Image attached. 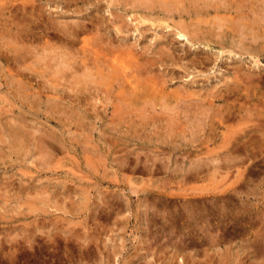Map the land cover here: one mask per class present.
<instances>
[{
	"label": "rangeland",
	"instance_id": "1",
	"mask_svg": "<svg viewBox=\"0 0 264 264\" xmlns=\"http://www.w3.org/2000/svg\"><path fill=\"white\" fill-rule=\"evenodd\" d=\"M71 1L0 0V264H264V0Z\"/></svg>",
	"mask_w": 264,
	"mask_h": 264
},
{
	"label": "bare ground",
	"instance_id": "2",
	"mask_svg": "<svg viewBox=\"0 0 264 264\" xmlns=\"http://www.w3.org/2000/svg\"><path fill=\"white\" fill-rule=\"evenodd\" d=\"M36 1H37V0H36ZM38 1H39V0H38ZM70 1H71V0H70ZM74 1H76V0H74ZM71 2H72V1H71ZM113 2L119 3V0H114V1L112 0V3H113ZM150 7H151V6H150ZM145 8H149V7H145ZM151 8H155V6H153V7H151ZM151 8H150V9H146V10L150 12V11L153 10V9H151ZM211 12H213V13L216 14V13L218 12V9H217V8H214V9H202L201 11H199V13H198L196 16H198V17H199V16H207V15H209V13H211ZM178 16H180V15H178ZM38 18H39V17H38ZM40 21H41V20H40ZM90 21H91V20H90ZM90 21H89V22H90ZM30 22H31V21H30ZM75 23H77V22H75ZM78 23H79V22H78ZM78 23H77V24H78ZM80 23H81V22H80ZM54 24H55V23H54ZM57 24H58V23H57ZM81 24H83V22H82ZM94 24H95V23H94ZM96 24H97V23H96ZM84 25H85V24H83L82 27H84ZM74 26H75V25H74ZM86 26H87V25H86ZM93 26H94V25H93ZM99 26H100V25H98L97 27H99ZM179 26H180V25H179ZM199 26H200V25H199ZM199 26H198V24H196V25H194V27H193V29H192V38L195 39V40H199V38H200L199 36H200L201 31H200V27H199ZM219 26H220V25H219ZM45 27H46V26H45ZM54 27H56V26H54ZM77 27H78V26H76V29H77ZM80 27H81V25H80ZM89 27H90V26H89ZM91 27H92V26H91ZM95 27H96V26H95ZM166 27H167V26H166ZM188 27H190V26H188ZM85 28H86V30H87L88 27H85ZM180 28H183V27L180 26ZM180 28H179V29H180ZM185 28H186V27H185ZM190 28H192V27H190ZM190 28H189V29H190ZM218 28H219V27H218ZM52 29H53V28H52ZM73 29H74V28H73ZM73 29H72V30H73ZM111 29H112V28H111ZM79 30H80V29H79ZM83 30H84V29H83ZM88 30H89V29H88ZM98 30L100 31L99 28H98ZM101 30H102V29H101ZM118 30H119V29H115V32L117 33V32L120 31V30H119V31H118ZM17 31H18V30H17ZM21 31H22V30H21ZM76 31H77V30H76ZM76 31H75V33H76ZM80 31H81V30H80ZM180 31H181V29H180ZM180 31H179L176 35L178 36V38H180L181 40H183V38H184L186 35H185V34H182L183 31H181V32H180ZM81 32H82V31H81ZM92 32H93V31H92ZM187 32H188V31H187ZM78 33H79V32H78ZM78 33H77V34H78ZM95 33H96V32H95ZM97 33H99V32H97ZM103 33L105 34V32H103ZM184 33H185V32H184ZM189 33H190V31H189ZM104 34L101 33L99 36L97 35V36L99 37V38L97 37V38H98L97 40L94 39V40L96 41V42L94 41L95 44H96L95 47H94V49H95V51H97V52H98V50H101L100 52H103L101 47H102V44L105 43V42H104L105 39L103 40L101 37L104 36ZM107 34H108V33H107ZM204 34H205V33H204ZM219 35H220V34H219ZM18 36H19V35H18ZM107 36H108V35H107ZM204 36H205V35H204ZM16 37H17V34H16ZM217 37H218V36H217ZM75 38H76V37H75ZM103 38H104V37H103ZM190 38H191V37H190ZM192 38H191V40H192ZM218 38H219V37H218ZM15 39H16V38H15ZM108 39H109V37H108ZM108 39H106L107 41H109V42L106 41V43H107V44L105 43L106 45H109L108 43H110V39H109V40H108ZM184 39H185V38H184ZM51 40H52V39H51ZM67 40H68V39H67ZM101 40H103V41H102L103 43L101 42ZM186 40H187V39H186ZM195 40H193V41H195ZM158 41H159V40H158ZM18 42H19V41H18ZM76 42H77V41H76ZM92 42H93V41H92ZM92 42H91V45H92ZM75 44H76V43H75ZM105 44H103V45H104L103 47H105V48H103V49H106V50H104L105 52H109L110 49H109L107 46H105ZM5 45H6V44H5ZM14 45H15V44H14ZM88 45H89V43H88ZM91 45H90V46H91ZM3 46H4V45H3ZM84 46H85V45H84ZM92 46H94V45H92ZM16 47H17V45H16ZM19 47H20V49H18V50H16V48L14 49V50H16V53H17L19 50H21V47H22V46H19ZM86 47H87V43H86ZM86 47H85V48H86ZM22 48H23V47H22ZM43 48H45V47H43ZM87 48H88V47H87ZM87 48H86V49H87ZM90 48L92 49V47H90ZM110 48H111V47H110ZM115 48H116V47H115ZM118 48H119V47H118ZM24 49H25V48H24ZM38 49H39V48H38ZM86 49H85V50H86ZM111 49L114 50L113 47H112ZM127 49H128V48H126V51H127ZM11 50H12V48H11ZM14 50H13V51H14ZM22 50H23V49H22ZM79 50H80V49H79ZM117 50H118V49H117ZM124 50H125V48H124ZM158 50H159V49H158ZM8 51H9V50H8ZM8 51H7V52H8ZM13 51H12V53L15 54ZM23 51H24V50H23ZM76 51H77V50H76ZM95 51H94V52H95ZM21 52H22V51H21ZM24 52H30V51L28 50V51H24ZM31 52H32V51H31ZM31 52H30V53H31ZM34 52H35V51H34ZM34 52H33V53H34ZM43 52H44V51H43ZM79 52H80V51H79ZM83 52H84V51H83ZM89 52H90V49H89ZM89 52H88V53H89ZM100 52H99V53H100ZM110 52H111V51H110ZM114 52H117V51L115 50ZM45 53H46V52H44V54H45ZM75 53H76V52H75ZM88 53H87V54H88ZM90 53H91V52H90ZM123 53H124V52H123ZM123 53H121L122 56H124ZM125 53H127V52H125ZM129 53H130V52H129ZM129 53H128V55H129ZM13 54H12V55H13ZM22 54H23V53H22ZM22 54H21V55H22ZM24 54H25V53H24ZM44 54H43V55H44ZM85 54H86V52H85ZM95 54H97V53H95ZM111 54H112V53H111ZM119 54H120V51H119ZM133 54H134V53H133ZM16 55H17V54H16ZM16 55H15V56H16ZM27 55H28V54H25V58H27V57H26ZM32 55H33V54H32ZM45 55H46V54H45ZM55 55H56V54H55ZM83 55H84V54H82V56H83ZM108 55H110V54H108ZM15 56H14V57H15ZM17 56H18V55H17ZM22 56H23V55H22ZM36 56H37V53H36ZM53 56H54V54H53ZM95 56H96V55H95ZM116 56H117V55H116ZM116 56H115V57H116ZM120 56H121V55H120ZM120 56H119V58H120ZM131 56H132V54H131ZM133 56H134V55H133ZM18 57H19V56H18ZM44 57H45V56H44ZM44 57H43V58H44ZM56 57H57V56H56ZM90 57H91V56H90ZM97 57H100V56L98 55ZM103 57H106V56H103ZM126 57H127V56H126ZM128 57H129V56H128ZM10 58H11V57H10ZM10 58H9V59H10ZM22 58H24V57H22ZM22 58L19 57V59H22ZM34 58H35V59H34ZM34 58H33V59H34V62H36V57H34ZM43 58L41 57V58H39V59H43ZM50 58H51V57H50ZM52 58H53V57H52ZM87 58H88V57H87ZM134 58H135V56H134ZM15 59H16V58H15ZM19 59H18V60H19ZM29 59H30V58H29ZM77 59L79 60L78 57H77ZM80 59H81V58H80ZM93 59H94V58H93ZM140 59H141V57H140ZM5 60H6V59H5ZM23 60H24V59H23ZM27 60H28V59H27ZM51 60H52V59H51ZM59 60H60V59H59ZM86 60H87V59H86ZM91 60H92V59H91ZM94 60H95V59H94ZM94 60H93V61H94ZM96 60H97V59H96ZM102 60H104V59H102ZM107 60H108V59H107ZM116 60H117V59H116ZM119 60H120V59H119ZM11 61H12V60H11ZM21 61H22V60H21ZM24 61H26V60H24ZM24 61H22V62L24 63ZM30 61H31V60H30ZM38 61H40V60H38ZM88 61H89V60H88ZM125 61H126V60H125ZM150 61H151V60H150ZM15 62H17V61L15 60ZM47 62H48V61H47ZM59 62H60V61H59ZM84 62H85V61H84ZM96 62H97V61H96ZM104 62H106V61L104 60ZM107 62H108V61H107ZM115 62H116V61H115ZM131 62H132V61H131ZM137 62H138V61H137ZM140 62H141V61H140ZM145 62H146V61H145ZM17 63H18V62H17ZM20 63H21V62H20ZM30 63H31V62H30ZM36 63H37V62H36ZM54 63H57V65H58V62H55V61H54ZM72 63H74V62H72ZM75 63H76V61H75ZM82 63H83V61H82ZM87 63H88V62L85 63V66L87 65ZM89 63H90V62H89ZM93 63L95 64V62H93ZM97 63H98V62H97ZM97 63H96V64H97ZM99 63H102V61L99 62ZM108 63H109V62H108ZM129 63H130V60H129ZM142 63H143V62H142ZM21 64H22V63H21ZM68 64H69V63H68ZM102 64H103V63H102ZM104 64H105V63H104ZM112 64H115V63L112 62ZM119 64H120V63H119ZM127 64H128V61H127ZM130 64H131V63H130ZM132 64H133V63H132ZM19 65H20V64H19ZM72 65H73V64H72ZM75 65H76V64H75ZM97 65H99V64H97ZM136 65H137V64H136ZM149 65H150V63H149ZM151 65H153V64H151ZM151 65H150V66H151ZM65 66H67V65H65ZM87 66H88V65H87ZM91 66H92V65H91ZM95 66H96V65H95ZM105 66H106V65H105ZM105 66H104V67L102 66V67H103L104 69H106L107 66H106V67H105ZM108 66H111V65L108 64ZM115 66H116V64H115ZM115 66H114V67H115ZM117 66H118V65H117ZM120 66H121V65H120ZM124 66H126V65H124ZM133 66H134V65H133ZM137 66H138V65H137ZM57 67H58V66H57ZM77 67H78V66H77ZM97 67H98V66H97ZM97 67H96V68H97ZM112 67H113V66H112ZM114 67H113V68H114ZM135 67H136V66H135ZM75 68H76V67H75ZM94 68H95V67H94ZM98 68H99V67H98ZM108 68H110V67H107V69H108ZM117 68H118V67H117ZM151 68H152V67H151ZM183 68H184V67H183ZM114 69H115V68H114ZM121 69H122V68H121ZM84 70H85V69H84ZM88 70H89V68H88ZM137 70H138V69H137ZM90 71H91V70H90ZM103 71H104V70H103ZM105 71H107V70H105ZM109 71H110V70H109ZM114 71H115V70H114ZM126 71H127V70H126ZM128 71H129V70H128ZM130 71H131V70H130ZM117 72H118V70H117ZM123 72L125 73L124 70H123ZM123 72H122V73H123ZM137 72H139V71H137ZM82 73H84V71H83ZM101 73H102V72H101ZM105 73H106V72H105ZM115 73H116V72H115ZM115 73H114V74H115ZM124 73H123V74H124ZM132 73H134V72L132 71ZM147 73H148V72H147ZM79 74H80V72H79ZM84 74H85V73H84ZM90 74H91V73H90ZM116 74H117V73H116ZM129 74H131V73H129ZM135 74H136V73H135ZM135 74H134V75H135ZM21 75H22V74H21ZM98 75H99V74H98ZM139 75H140V74H139ZM85 76H86V75H85ZM87 76H88V77L90 76L89 73H88ZM102 76H104V74H103ZM102 76H100V77H102ZM119 76H120V75H119ZM122 76H123V75H122ZM125 76H126V75H125ZM136 76H137V75H136ZM145 76H146V75H145ZM151 76H152V75H151ZM75 77H76V75H75ZM78 77H79V76H78ZM78 77H77V78H78ZM80 77H82V75H81ZM93 77H94V76H93ZM100 77H99V78H100ZM134 77H135V76H134ZM140 77H142V76H140ZM77 78H76V79H77ZM94 78H96V76H95ZM107 78H108V76H107ZM113 78H114V76H113ZM121 78H122V77H121ZM83 79H84V78H83ZM85 79L87 80L86 77H85ZM92 79H93V78H92ZM96 79H97V78H96ZM118 79H120V78H118ZM130 80H132V79H130ZM75 81H76V80H75ZM77 81H78V79H77ZM84 81H85V80H84ZM88 81H89V80H88ZM91 81H92V80H91ZM101 81H102V80H101ZM108 81H109V80H108ZM108 81L106 80V83H107ZM110 81H111V80H110ZM117 81H118V80H117ZM121 81H122V79H121ZM142 81H144V80H142ZM92 82H93V81H92ZM96 82H97V81H96ZM119 82H120V81H119ZM130 82H131V81H130ZM82 83H83V81H82ZM87 83H88V82H87ZM108 83H110V82H108ZM140 83H141V82H140ZM143 83H145V82H143ZM77 84H78V83H77ZM77 84H76V85H77ZM96 84H97V83H96ZM121 84H122V83H121ZM148 84H149V83H148ZM78 85H79V84H78ZM94 85H95V82H94ZM94 85H93V86H94ZM100 85H101V84H100ZM115 85H116V84H115ZM118 85L120 86V84H118ZM80 86H81V85H80ZM88 86H89V85H88ZM103 86H104V85H103ZM120 87L122 88V86H120ZM160 87H161V86H160ZM76 88H77V87H76ZM76 88H75V89H76ZM90 88H91V87H90ZM90 88H89V89H90ZM95 88H96V87H95ZM78 89H79V88H78ZM80 89H81V88H80ZM104 89H105V88H104ZM109 89H110V88H109ZM122 89H123V88H122ZM83 90H84V89H83ZM115 90H116V89H115ZM115 90H114V91H115ZM135 90H136V89H135ZM96 91H97V90H96ZM104 91H105V90H104ZM111 91H112V90H111ZM156 91H157V90H156ZM19 92H20V91H19ZM79 92H80V91H79ZM84 92H86V91H83L82 93H84ZM88 92L93 93L92 90H91V91H88ZM86 93H87V92H86ZM106 93H107V92H106ZM111 93H113V91H112ZM80 94H81V93H80ZM80 94H79V95H80ZM95 94H97V93H95ZM95 94L93 93V95H95ZM102 94H103V93H102ZM124 94H125V93H124ZM75 95H76V94H75ZM79 95H77V96H79ZM88 95H89V94H88ZM93 95L91 94V96H93ZM104 95H105V94H104ZM110 95H111V94H110ZM83 96H84V95H83ZM108 96H109V95H108ZM111 96H112V95H111ZM98 97H99V96H98ZM176 97H177V96H176ZM93 98H95V97H93ZM93 98L90 97V99H93ZM96 98H97V95H96ZM105 98H106V97H105ZM110 98H111V97H110ZM110 98H109V99H110ZM85 99L87 100V98H85ZM88 99H89V98H88ZM97 99H98V98H97ZM175 99H176V98H175ZM77 100H78V99H77ZM83 100H84V99H83ZM95 100H96V99H95ZM98 100H100V98H99ZM98 100H97V101H98ZM104 100H105V99H104ZM106 100H107V99H106ZM116 100H117V99H116ZM137 100H138V99H137ZM75 101H76V100H75ZM87 101H88V100H87ZM90 101L92 102V100H90ZM179 101H180V99H179ZM93 102H94V101H93ZM110 102H111V101H110ZM110 102H109V103H110ZM94 103H95V102H94ZM109 103H108V104H109ZM117 103H118V102H117ZM80 104H81V103H80ZM90 104H91V103H90ZM97 104H99V103H96V105H97ZM104 104H106V103L104 102ZM104 104H103V105H104ZM106 105H107V104H106ZM97 106H98V105H97ZM91 107H93V106H91ZM114 107H115V106H114ZM106 108H107V107H106ZM166 108H167V107H166ZM90 109H91V108H90ZM98 109H99V108H98ZM171 109H172V108H171ZM173 109H174V108H173ZM194 109H195V108H194ZM91 110H92V109H91ZM93 110H94V109H93ZM134 110H135V109H134ZM89 111H90V110H89ZM89 111H88V112H89ZM113 111H115V109H114ZM176 111H177V110H176ZM88 112H87V113H88ZM95 112H97V111L95 110ZM123 112H124V111H123ZM93 113H94V112H93ZM112 113L114 114L115 112H112ZM146 114H147V113H146ZM92 115H94V114H92ZM104 115H105V114H104ZM115 116H116V115H115ZM125 116H126V115H125ZM129 116H130V115H129ZM95 118H96V117H95ZM113 118H114V117H113ZM115 118H116V117H115ZM115 118H114V119H115ZM123 118H124V117H123ZM140 118H141V117H140ZM145 118H146V117H145ZM21 132H22V131H21ZM18 133H19V132H18ZM15 134H16V133H15ZM19 134H21V133H19ZM13 135H14V134H13ZM16 135H17V134H16ZM19 137H20V136H19ZM19 137H18V138H19ZM22 137H24V134H23ZM18 138H17V140H18ZM21 144H22V143H21ZM23 144H24V143H23ZM18 150H19V149H18ZM9 177H10V176H9ZM11 186H12V185H11ZM180 243H181V242H180Z\"/></svg>",
	"mask_w": 264,
	"mask_h": 264
}]
</instances>
